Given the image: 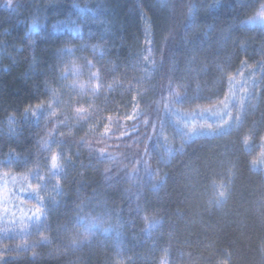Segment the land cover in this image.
I'll return each mask as SVG.
<instances>
[{
	"label": "trees",
	"instance_id": "1",
	"mask_svg": "<svg viewBox=\"0 0 264 264\" xmlns=\"http://www.w3.org/2000/svg\"><path fill=\"white\" fill-rule=\"evenodd\" d=\"M86 3L101 9L73 8ZM263 6L0 0V180L35 212L0 230V264H264V30L243 26ZM66 15L86 20L82 36L50 28ZM136 46L149 81L121 97L114 73ZM63 49L92 64L95 90L65 85ZM238 76L251 83L232 123L205 132L198 114ZM90 213L118 233L87 230Z\"/></svg>",
	"mask_w": 264,
	"mask_h": 264
},
{
	"label": "rangeland",
	"instance_id": "2",
	"mask_svg": "<svg viewBox=\"0 0 264 264\" xmlns=\"http://www.w3.org/2000/svg\"><path fill=\"white\" fill-rule=\"evenodd\" d=\"M75 11L80 15H95L101 9L99 3L73 5ZM87 24L82 18L73 16H63L57 18L50 24V28L55 32H69L75 36H82L83 25ZM46 26V21L42 16L35 15L28 22L30 32H38ZM243 26L246 28H257L264 30V6L251 18L247 19ZM95 47V45H94ZM103 45L95 48L101 55H104ZM128 54L121 62L118 61V68L115 70L112 85L117 88L121 97L126 95L137 96L142 86L149 81V72L145 68V59L139 47H131ZM59 70L65 85L76 93L95 90L98 83V74L91 63H84L76 57L71 49H63L57 56ZM251 83L246 76L236 77L230 86L226 101L214 108L207 109L198 114V122L205 132L220 131L228 127L233 121V111L237 112L246 98L247 86ZM140 89V90H138ZM133 100L130 99V104ZM264 165V160H262ZM13 183L0 180V230H18L28 224L35 212L29 210L22 204L15 202ZM27 193V191H20ZM87 230L101 231L103 233H118L117 226L113 220H109L105 214H85L80 216Z\"/></svg>",
	"mask_w": 264,
	"mask_h": 264
},
{
	"label": "snow or ice",
	"instance_id": "3",
	"mask_svg": "<svg viewBox=\"0 0 264 264\" xmlns=\"http://www.w3.org/2000/svg\"><path fill=\"white\" fill-rule=\"evenodd\" d=\"M53 160H55V156H53ZM39 213V210H37V214Z\"/></svg>",
	"mask_w": 264,
	"mask_h": 264
}]
</instances>
